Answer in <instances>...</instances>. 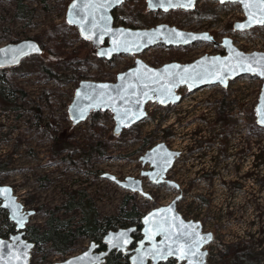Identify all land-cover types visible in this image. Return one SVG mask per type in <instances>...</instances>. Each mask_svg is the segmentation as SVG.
Wrapping results in <instances>:
<instances>
[{"label": "rangeland", "instance_id": "374dc122", "mask_svg": "<svg viewBox=\"0 0 264 264\" xmlns=\"http://www.w3.org/2000/svg\"><path fill=\"white\" fill-rule=\"evenodd\" d=\"M19 5L31 16L19 17ZM68 6V0H0V48L13 40L27 39L48 45L44 33L66 22ZM211 6L212 16L203 18L184 11L150 12L147 6L145 11H129L124 4L115 9L113 16L115 26L150 29L168 24L188 32L216 33L220 42L225 37L231 38L247 53L264 52V26L245 33L233 30L234 23L244 20L239 4L211 2ZM65 32L59 35L60 43H64L63 47L57 46L59 53L82 47L83 55L90 54L79 66L65 63L58 66L59 73L74 77L70 82L62 84L42 74L43 65L48 62L36 56L24 60L10 74V80L21 93L19 96L12 95L0 76L4 94L20 107L7 112L0 108V186H11L25 210L35 212L27 224V233L32 228L46 230L51 216L68 222V228H78L81 211L65 208L72 196L85 194L93 200L100 225L110 219H123L124 213L135 209L139 220H129L126 226L129 227L140 226L141 217L170 204L181 193L183 198L177 203V210L185 219L201 222L204 232L214 234L213 242L206 247L208 264H224L230 246L241 243L244 248L246 242L251 243L248 255H239L236 264H264V129L252 125L256 121L252 113L262 81L245 76L231 81L228 88L209 86L193 93L181 88L183 98L179 104L167 107L148 104L147 118L116 136L105 154L96 153L86 161H79L98 143L89 129V120L73 127L69 119L73 92L81 81L107 82L111 79L109 73L114 74L115 82L119 73L134 67L138 57L159 68L171 62L191 63L204 55H224L225 51L207 43L187 48L159 45L139 56L119 55L107 61L93 55L92 44L81 39L77 29ZM223 105L231 123L226 127L217 122ZM51 116L57 120V126H62L56 131L65 135L68 144L57 158L54 141L48 134ZM104 125L108 131L103 140L113 134V117ZM160 143L181 152L167 176L180 185L181 191L166 184L154 185L142 176L150 166L143 165L141 158ZM224 150L226 156L222 154ZM107 174L119 180L141 179L151 198L123 189L107 179ZM126 198H129L127 206L122 210ZM119 228L123 227L114 226L110 231ZM14 232L8 211L0 206V238H9ZM105 235L102 232L94 238L81 235L67 254L57 253L50 244H37L31 264L64 262L84 253L91 242L102 245ZM140 236L139 232L135 234L136 238ZM26 238L32 241L29 235ZM126 259L119 262L127 264Z\"/></svg>", "mask_w": 264, "mask_h": 264}, {"label": "water", "instance_id": "95a60500", "mask_svg": "<svg viewBox=\"0 0 264 264\" xmlns=\"http://www.w3.org/2000/svg\"><path fill=\"white\" fill-rule=\"evenodd\" d=\"M129 1L131 0H120L118 3L115 0H73L67 9L66 22L77 29L81 39L92 44L98 58L107 61L119 55L139 56L159 45L187 48L198 43H207L223 48L225 54L204 55L191 63L171 62L159 68L148 65L138 57L134 67L119 73L115 82L81 81L68 108L73 127L88 121L93 112L109 111L115 121L113 134L119 136L124 130L147 118L148 104L158 103L162 107L179 104L183 98L179 93L181 88H187L189 93L209 86L228 88L231 81L249 76L262 81L254 113L256 125L264 129L262 122L264 121V77L244 70L247 64H251L257 71L264 70L262 68L264 61L259 64L255 62L256 59L264 56V52L247 53L240 50L231 38L225 37L220 42L210 32H188L168 24H160L150 29L115 26L113 12ZM200 1H211L222 5L239 4L244 20L234 23L235 32H246L264 26L249 21L250 14L253 21L264 16L259 7H251L249 12L239 0H224L223 3L220 0H191L189 7L180 6L188 4V0H146V6L150 12L169 13L177 10L193 12ZM247 2L250 5L259 4V0H247ZM73 4L77 5L76 10L72 9ZM240 25L246 27L241 28ZM205 36L210 39H202ZM106 40H108L107 45H105ZM43 53L42 45L33 39L9 43L0 48V70L17 68L27 58L41 56ZM161 100L165 102L161 103ZM180 155L181 152L170 149L165 143L157 144L141 158L143 165L150 166V170L144 171L142 176L148 177L154 185L166 184L176 191H181L177 182L167 178ZM105 177L125 190L151 198V195L144 190L141 179L127 177L125 180H119L111 174ZM182 198L183 195L180 193L170 204L145 214L141 219V227L133 225L109 231L104 236L102 245L91 242L84 253L56 264H105L107 257L114 252L128 256L130 264H164L169 260H175L179 264H190V261L191 264H208L206 247L213 242L214 234L204 232L201 222L183 217L177 210V203ZM0 206L8 211L9 220L15 225L16 231L9 239L0 238V264H31L32 251L36 243L26 238V229L35 212L26 211L14 194V189L7 185L0 186ZM138 232L141 234V239L136 241L134 235ZM181 232L188 235L179 237L180 242H183L185 247L190 243L193 244V250L197 254L183 260L178 259L177 256L157 259L155 250L164 249L172 244L177 240V234ZM149 236L152 238L149 239ZM208 236L211 237L210 240L200 241L201 237ZM197 242H199L198 246H196ZM134 245L135 247L132 248ZM102 246L104 250H100Z\"/></svg>", "mask_w": 264, "mask_h": 264}, {"label": "trees", "instance_id": "16d2710c", "mask_svg": "<svg viewBox=\"0 0 264 264\" xmlns=\"http://www.w3.org/2000/svg\"><path fill=\"white\" fill-rule=\"evenodd\" d=\"M73 0H68V5ZM201 8H199V6ZM124 6L129 10L132 11L134 9L145 11L146 10V0H131L124 4ZM20 12L18 13L19 17H25V16H31L28 15L23 7L19 5ZM177 13H181L182 11L177 10L175 11ZM193 14L199 16V17H210L213 14V9L211 6L210 1H200L197 8L192 12ZM141 20V19H140ZM145 22V20H142ZM146 23V22H145ZM256 29H252L251 31H256ZM66 30H76L75 27H71L67 24V22L63 23V25H54L52 26L47 32H45L44 37H48V45L41 44L44 53L41 56H36L38 59H42L48 64H44L42 68V74H44L46 77H50L54 79L55 81L59 83L67 84L70 82L74 77L72 75L59 73L57 68L61 64H72L75 66H79L81 63H84L87 58H90V54L83 55L84 49L82 47L76 48L70 52H61L58 49V45L63 47L64 43H60L59 41V35L66 33ZM216 35V33H215ZM19 42L17 40H13L12 43ZM95 57H97V53L95 49H92L91 51ZM16 70V68H11L7 70H0V76L4 79V81L9 85L10 92L12 95L19 96L18 94L20 91L16 89L12 81L10 80V74L13 73ZM109 77H111L110 80L107 82H113L115 79L114 74H107ZM54 93L56 91H53ZM21 94V93H20ZM75 94V91L73 92V95ZM0 108L7 112V111H15L19 109L20 107L17 105L16 100H9L7 96L4 94V89L0 87ZM253 117H255V113L253 112ZM113 115L108 111H100V112H93L89 118L90 125L89 129L94 133V136L97 138L98 143L95 147L92 148L89 155L84 154L81 156L79 161H86L88 158L93 156L94 154H105V151L107 150L108 145H111L113 142V139H116V136L112 133H109L108 137L103 140L104 134L108 131L107 127L104 125V122L112 118ZM67 118V116H66ZM65 118V120H66ZM217 122L222 123L224 127L227 125H230L227 115L225 113V107L224 105L220 107L219 109V116L217 118ZM57 120L54 118V116H51L48 119V126L49 131L48 134L50 138L54 141V157L57 158L59 154L65 150L66 147H68V144H66V138L65 135H58L57 129ZM254 127H258L256 123H252ZM251 124L249 125V127ZM233 127V126H232ZM222 154L226 156L225 150L222 151ZM87 157V158H85ZM85 158V159H84ZM66 160V158H65ZM1 169V167H0ZM129 198H126L124 203L121 206V209L123 210L127 206V201ZM66 210L71 211L74 209H77L81 211L82 219H81V225L78 228L72 229L68 228L69 224L65 221H60L59 219L51 216L48 223H47V229L41 230L39 228H32L27 233L32 238V241L36 243V245L40 244H50L51 247L59 254H67L73 245V243L77 240L78 237L81 235H87L90 238L97 237L100 232L103 234H107L114 226L116 227H126L128 226L129 220L131 222H135L139 220V214L136 212L135 209H132L131 211H128L124 213V218H116V219H110L107 220V222L104 225H100L98 220V212L95 208V204L93 200L87 199V196L85 194L79 195V197L72 196L71 199L67 202L65 205ZM142 219V217H141ZM140 219V222H141ZM141 224V223H140ZM141 227V225L139 226ZM263 242V241H262ZM251 243L246 242V245L244 248H241L242 244H235L230 246V252L224 257V264H236V258L239 257V255H243L242 257H247L249 247ZM126 259L128 260L127 264L129 263V257L125 256L121 253L114 252L110 254L107 257V261L105 264H122V262H119V259ZM171 264H179L176 261L172 260Z\"/></svg>", "mask_w": 264, "mask_h": 264}, {"label": "snow or ice", "instance_id": "6c2138e0", "mask_svg": "<svg viewBox=\"0 0 264 264\" xmlns=\"http://www.w3.org/2000/svg\"><path fill=\"white\" fill-rule=\"evenodd\" d=\"M115 2H120V0H115ZM221 3L224 2V0H220ZM239 2L243 3L244 5V8L246 10H248L250 12L251 10V7H259V10L261 13H264V0H259V4H252L250 5L247 0H239ZM103 6V5H101ZM182 7H189L191 6V0H188V4L186 5H180ZM72 9L73 10H76L77 9V5L76 4H73L72 5ZM249 21L250 23L251 22H256V23H260V24H264V16H262L260 19H257L255 21H253V17L252 15L250 14L249 16ZM71 22V20L69 21ZM239 27L243 28V27H246V25H240ZM179 35V34H177ZM86 38H91V37H86ZM202 39H210V37H202ZM102 55L105 54V53H101ZM237 55H240L239 53H237ZM261 61H264V56H261L259 57L258 59H256V63H260ZM262 68H264V65H262ZM245 71H250V72H253L254 74H257V75H260L262 77H264V70H260V71H257V69H254L252 67L251 64H247V66L244 68ZM167 71V70H166ZM185 71H187V69H185ZM121 79H123V77H121ZM101 87H106V86H101ZM145 95H147V93H145ZM123 98V97H121ZM161 103H164L165 101L164 100H161L160 101ZM264 122V121H262ZM188 234L187 233H178L177 234V240H174L172 242V244H169L167 245L166 248L164 249H156L155 250V256L157 259H166L168 256H177L178 259H188L190 256L192 255H196L197 253L193 250V244H188L187 247H185V244L183 242H180L179 240V237H185L187 236ZM152 237L149 236V239H151ZM168 239V237H166V240ZM211 237L208 236V237H201L200 238V241H206V240H210ZM198 243L196 244V246H198ZM173 245H175V247H173ZM190 264H191V261H190Z\"/></svg>", "mask_w": 264, "mask_h": 264}, {"label": "flooded vegetation", "instance_id": "af4514ba", "mask_svg": "<svg viewBox=\"0 0 264 264\" xmlns=\"http://www.w3.org/2000/svg\"><path fill=\"white\" fill-rule=\"evenodd\" d=\"M214 37L216 38V36L214 35ZM14 228H15V225H14ZM14 234H15V232H14ZM13 234H11L10 236H12ZM135 236V235H134ZM3 239H9V238H3ZM135 239H136V241H138V240H140L141 239V236L139 237V238H136L135 237ZM135 247V245L132 247V248H134ZM102 249H100V250H104V247H101ZM178 263V262H177Z\"/></svg>", "mask_w": 264, "mask_h": 264}, {"label": "built area", "instance_id": "2783aa9c", "mask_svg": "<svg viewBox=\"0 0 264 264\" xmlns=\"http://www.w3.org/2000/svg\"><path fill=\"white\" fill-rule=\"evenodd\" d=\"M242 10V9H241ZM243 16H244V14H243Z\"/></svg>", "mask_w": 264, "mask_h": 264}]
</instances>
